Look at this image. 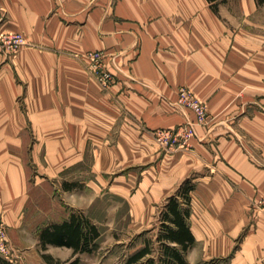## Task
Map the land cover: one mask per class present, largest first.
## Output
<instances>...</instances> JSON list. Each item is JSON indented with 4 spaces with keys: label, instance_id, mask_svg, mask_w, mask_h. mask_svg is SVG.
<instances>
[{
    "label": "crops",
    "instance_id": "0c3cea01",
    "mask_svg": "<svg viewBox=\"0 0 264 264\" xmlns=\"http://www.w3.org/2000/svg\"><path fill=\"white\" fill-rule=\"evenodd\" d=\"M218 4L0 0V209L9 233L35 231L12 241L20 264L85 261L88 252L43 249L39 238L74 210L101 227L117 208L114 224L157 232L187 178L186 261L264 264V213L253 206L264 193V4ZM10 32L28 40L16 53ZM96 50L116 78L109 91L79 58ZM183 85L209 119L188 147L165 151L152 131L196 119L178 102Z\"/></svg>",
    "mask_w": 264,
    "mask_h": 264
},
{
    "label": "trees",
    "instance_id": "16d2710c",
    "mask_svg": "<svg viewBox=\"0 0 264 264\" xmlns=\"http://www.w3.org/2000/svg\"><path fill=\"white\" fill-rule=\"evenodd\" d=\"M215 9H218L223 0H208ZM264 4V0H257ZM195 183L192 178H187L170 196L161 211L162 219L158 241L162 243L164 264H189L186 261V254L195 242V235L192 233L189 214L191 210V192ZM69 185H67L68 187ZM66 187V185H65ZM39 238L43 249L51 243L57 246H67L78 252H93L99 247L101 238L100 228L93 223L83 211L74 210L71 216L59 223L46 226L40 231ZM151 252L148 244L134 252L128 259L129 264L141 261ZM48 254H44L47 257ZM78 258L73 264L77 263ZM217 261H207L203 264H216ZM0 264H13L6 259H0Z\"/></svg>",
    "mask_w": 264,
    "mask_h": 264
},
{
    "label": "built area",
    "instance_id": "2783aa9c",
    "mask_svg": "<svg viewBox=\"0 0 264 264\" xmlns=\"http://www.w3.org/2000/svg\"><path fill=\"white\" fill-rule=\"evenodd\" d=\"M3 39L14 53L18 52L22 46L28 43L27 38L19 32L5 33ZM79 58L82 60V65L88 69L102 88L109 91L116 82V78L114 73L107 67V64H105L104 52L102 50L89 51L86 54L80 55ZM179 90V104L190 107L194 111L198 123H206L209 119L208 104L195 90H192L188 86L183 85ZM152 134L162 148L171 151L188 147L191 137L196 133L193 126H184L178 128L170 127V129L159 128L152 131ZM253 206L264 213V193L257 200L253 201ZM19 257L21 256L13 246L11 238H9V225L7 224L5 213L0 209V259H6L15 264Z\"/></svg>",
    "mask_w": 264,
    "mask_h": 264
},
{
    "label": "rangeland",
    "instance_id": "374dc122",
    "mask_svg": "<svg viewBox=\"0 0 264 264\" xmlns=\"http://www.w3.org/2000/svg\"><path fill=\"white\" fill-rule=\"evenodd\" d=\"M186 108L190 109L193 113L194 111L188 107ZM195 116V114H194ZM200 123V122H199ZM197 122V118L195 121L187 122L182 125L176 126L178 127H184V126H193L195 130V124H199ZM207 123V122H206ZM205 124V123H200ZM197 133L191 137L190 143L193 137H195ZM156 141V140H155ZM158 146L162 148L159 143L156 141ZM164 149V148H162ZM167 151L166 149H164ZM117 204H119V201H116ZM115 202V204H116ZM108 202H105V204ZM114 204L113 201L110 203V206ZM74 209V208H73ZM108 212H111V216L109 218V221H111V224L102 225L100 228L101 230V239L99 240V247L93 251L88 253V258L85 261H79V263L75 264H129L128 259L132 256L134 252H136L138 249L137 246H145V244H148L149 248L151 249V252L146 255L145 258H143L141 261L135 264H164L162 262V254H163V248L162 243L158 241L157 237L159 235L160 225L162 222V219H160L159 216V226L157 227V232L151 230H146L144 233H134L133 225H129V223H126V218L119 217V222H116L114 224V217L115 213L117 211V208H111L107 209ZM121 210V209H120ZM121 212H124V208L121 210ZM124 215V213H123ZM9 238H11V241L15 242V244H19V240H25L27 239V242H31V239H33L35 235V231L31 232H23V231H15L14 233L10 231ZM21 249V248H20ZM21 250L17 247V252L19 255H21ZM50 255H48L46 258H49ZM75 261V260H74ZM69 262L68 264H73V262ZM15 264H20V257L18 260H16ZM60 264H64V262L60 261Z\"/></svg>",
    "mask_w": 264,
    "mask_h": 264
}]
</instances>
